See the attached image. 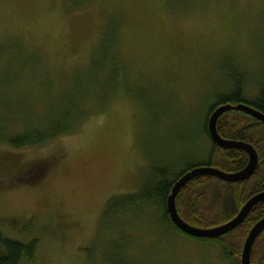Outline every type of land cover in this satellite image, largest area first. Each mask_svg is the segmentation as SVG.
Here are the masks:
<instances>
[{
    "label": "rangeland",
    "instance_id": "1",
    "mask_svg": "<svg viewBox=\"0 0 264 264\" xmlns=\"http://www.w3.org/2000/svg\"><path fill=\"white\" fill-rule=\"evenodd\" d=\"M104 46L119 63L109 100L89 101L85 108H95L71 133L42 144L0 141V231L40 241L37 260L23 264H100L107 249L115 253L107 233L98 235L107 200L138 190L155 156L202 157L193 152L210 140L196 130L226 88L223 66H240L254 95L264 70V0H0V80L15 74L5 83L11 105L40 100L32 107L45 116L57 96L93 82L91 64ZM35 160L51 163L41 178ZM114 222L129 262L230 264L218 245L153 217ZM245 236L225 239L240 244L239 263ZM255 249L259 264L264 249Z\"/></svg>",
    "mask_w": 264,
    "mask_h": 264
},
{
    "label": "trees",
    "instance_id": "2",
    "mask_svg": "<svg viewBox=\"0 0 264 264\" xmlns=\"http://www.w3.org/2000/svg\"><path fill=\"white\" fill-rule=\"evenodd\" d=\"M110 50L106 51L104 46L101 53L104 58H101L100 61L94 60L91 64L92 75L96 76L93 82L89 85L81 83L71 95L57 96L45 116H42V110L37 111L35 107H32L34 103L42 104L40 100L30 99V101H19L12 105L7 103V99L9 100L8 90H6L8 84L5 83L10 82L15 74L6 72L2 80L4 83L0 80V141L13 147H24L42 144L59 135L71 133L77 121L93 111L95 107L93 109L91 107L95 103L107 101L113 96L111 93L114 92L118 84L115 75L118 72L119 63L115 60V56H111ZM17 57L16 55L14 59ZM239 67L231 64L223 66L226 88L223 91H217L211 97L203 119L201 118L199 129L196 130L201 138L210 140L208 148L206 144H204L205 147L199 145L193 152L195 156L202 154V157L194 159L180 156L174 158L173 161L166 159L157 162L158 158L155 156V159L152 158L148 176L138 190L115 194L107 200L100 214L98 235L100 236L103 231L107 233V246H111L115 253L110 254L107 249L101 254L103 260L100 264H135L129 262L127 256L122 253L121 247L125 246L126 234L117 231V224L114 222L120 217L124 219L126 214L138 215V218L146 220L153 217L160 224L186 234L194 240L204 244H216L220 247L223 258L227 262L240 264L237 260L240 244H227L226 236L235 233L241 237L247 235L251 227L264 217V201L259 202L252 209L239 227L218 238H200L184 233L172 222L167 211V198L174 183L183 173L193 167L214 166L228 172H235L246 166L247 152L241 149L219 147L211 139L207 126L211 112L223 104L245 103L264 112V70L258 71V76L253 79L256 90L254 89L253 96H249L248 93L253 91V87L246 85L247 77L241 74L243 71ZM99 73L103 75L100 85L102 88L95 82ZM92 89L100 90L103 93L100 94L101 97H98V100L94 99L95 95L92 92H89ZM89 101H93L92 106L85 108ZM217 129L225 138L252 143L257 150L259 164L255 173L243 181L227 182L214 176L203 175L194 178L181 189L176 198L179 214L187 222L205 228L229 221L252 195L264 190V122L243 111L229 110L218 118ZM198 134L195 133V136ZM37 172H40L38 174L40 178L45 173L44 170ZM122 224H125V220L122 221ZM263 236L264 231L254 244L251 264H256L258 260V256H255V247L264 249ZM39 243V239L35 237L24 242L4 236L0 231V264L35 262L39 255ZM263 252H260L259 264L261 260H264Z\"/></svg>",
    "mask_w": 264,
    "mask_h": 264
},
{
    "label": "water",
    "instance_id": "3",
    "mask_svg": "<svg viewBox=\"0 0 264 264\" xmlns=\"http://www.w3.org/2000/svg\"><path fill=\"white\" fill-rule=\"evenodd\" d=\"M229 110H239L251 115L259 121L264 122V112L245 104H223L216 107L208 117L207 126L211 139L222 148L241 149L247 152L248 162L239 171L228 172L214 166H196L186 171L178 178L172 187V191L167 198V211L172 222L184 233L200 238H218L226 235L239 227L248 217L252 209L261 201H264V190L252 195L240 208L237 214L229 221L213 226L200 227L184 220L178 212L176 198L178 193L191 180L198 176L209 175L227 182L243 181L251 177L259 164V156L252 143L244 140H235L223 137L217 129L218 118ZM264 231V217L258 220L248 231L241 252L240 264H251V254L254 244L260 234Z\"/></svg>",
    "mask_w": 264,
    "mask_h": 264
},
{
    "label": "snow or ice",
    "instance_id": "4",
    "mask_svg": "<svg viewBox=\"0 0 264 264\" xmlns=\"http://www.w3.org/2000/svg\"><path fill=\"white\" fill-rule=\"evenodd\" d=\"M47 163H48L47 161L35 160L32 162V167L36 171H41L46 167Z\"/></svg>",
    "mask_w": 264,
    "mask_h": 264
},
{
    "label": "flooded vegetation",
    "instance_id": "5",
    "mask_svg": "<svg viewBox=\"0 0 264 264\" xmlns=\"http://www.w3.org/2000/svg\"><path fill=\"white\" fill-rule=\"evenodd\" d=\"M47 162L48 163H47L46 167L43 169L45 172L50 168V165H51L50 161H47Z\"/></svg>",
    "mask_w": 264,
    "mask_h": 264
}]
</instances>
